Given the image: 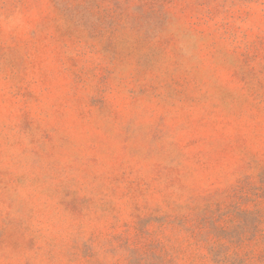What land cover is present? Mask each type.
I'll return each instance as SVG.
<instances>
[{
    "label": "rangeland",
    "instance_id": "1",
    "mask_svg": "<svg viewBox=\"0 0 264 264\" xmlns=\"http://www.w3.org/2000/svg\"><path fill=\"white\" fill-rule=\"evenodd\" d=\"M0 264H264V0H0Z\"/></svg>",
    "mask_w": 264,
    "mask_h": 264
}]
</instances>
